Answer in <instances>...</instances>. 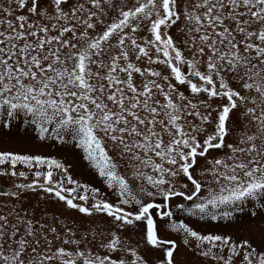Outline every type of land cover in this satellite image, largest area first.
Listing matches in <instances>:
<instances>
[{
    "label": "snow or ice",
    "instance_id": "1",
    "mask_svg": "<svg viewBox=\"0 0 264 264\" xmlns=\"http://www.w3.org/2000/svg\"><path fill=\"white\" fill-rule=\"evenodd\" d=\"M0 264H264V0H0Z\"/></svg>",
    "mask_w": 264,
    "mask_h": 264
},
{
    "label": "rangeland",
    "instance_id": "2",
    "mask_svg": "<svg viewBox=\"0 0 264 264\" xmlns=\"http://www.w3.org/2000/svg\"><path fill=\"white\" fill-rule=\"evenodd\" d=\"M13 147H22L21 145H12ZM35 150V149H34ZM42 151H54L52 149H42ZM59 158V157H58ZM74 178L79 179L82 183L83 182H92L95 186L101 187V190L104 191L106 186L103 185L102 180L99 178L97 174L94 172L89 171L84 166H78L74 170Z\"/></svg>",
    "mask_w": 264,
    "mask_h": 264
}]
</instances>
